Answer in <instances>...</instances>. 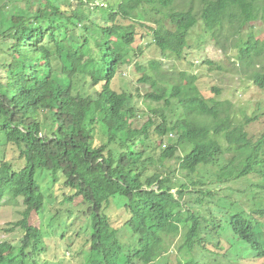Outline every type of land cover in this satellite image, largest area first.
Returning <instances> with one entry per match:
<instances>
[{"label": "trees", "instance_id": "1", "mask_svg": "<svg viewBox=\"0 0 264 264\" xmlns=\"http://www.w3.org/2000/svg\"><path fill=\"white\" fill-rule=\"evenodd\" d=\"M13 1L21 0L0 4V147L3 157L13 146L23 164L0 160V198L6 191L7 201L21 200L22 218L9 231L24 234L20 246L0 242V264H38L33 258L61 224L62 239L73 244L62 215L73 212L48 208L55 193L61 206L80 199L74 217L90 228L82 264H153L178 236L171 264H214L200 256L218 255L208 248L213 233L216 249L224 250L227 233L228 247L248 249L237 258L264 261V203H257L264 198V132L248 131L263 112H232L215 98L219 89L142 59L139 46L142 40L165 59H181L201 24L221 50L237 51L239 69L250 70L242 78L264 90V36L244 34L264 23V0H120L100 7L96 19L95 0H25L26 9L11 11ZM132 66L135 84L148 86L142 95L122 83L114 88ZM136 99L149 103L142 125ZM174 159L178 167L169 164ZM240 181L246 186L236 191L248 208L222 190ZM112 204L125 215L119 221L105 212ZM33 213L38 227L28 223ZM121 231L130 236L126 244Z\"/></svg>", "mask_w": 264, "mask_h": 264}, {"label": "rangeland", "instance_id": "2", "mask_svg": "<svg viewBox=\"0 0 264 264\" xmlns=\"http://www.w3.org/2000/svg\"><path fill=\"white\" fill-rule=\"evenodd\" d=\"M3 1L4 0H0V4ZM116 1L119 2L120 0H95L94 4H89L91 6L90 9L93 8V5L98 6V9L95 12L93 11L94 13L90 15V19H96L99 17L98 15L101 13L99 11L100 7L105 8L108 3L113 4ZM64 2L73 3L75 0H63V2L60 3H63L64 5ZM8 7L11 9V11L19 8H27L25 0L13 1V3H10ZM251 25L253 26L252 30H247L244 32V34L247 33L245 38L250 35V33L255 34L256 39L262 38V36H264V23L257 21L255 23L249 24V26ZM145 43V41H139L142 59H159L165 64L164 66L166 67L173 66L176 70H186L187 72L196 75L199 79V82H202L205 90L208 91L210 87L220 90V93L217 96H212H215L219 102H229L231 104L232 112L241 111L244 113V115L249 117L263 112V116L258 118V120L261 122L256 125H250L248 131L251 130L252 133L264 132V90L251 85L247 78H242V76H248L250 70L248 68H244L243 71L239 69L237 61L235 60L237 55L236 50L228 47H226L225 50H221L220 46L216 44L210 33L207 32L201 24L193 29L188 41L189 48L186 50L181 59H165L160 56L152 44L145 45ZM258 66L259 65H256L254 69L258 68ZM118 76H121L122 81ZM118 76H116L114 81V88L116 89L120 90V83H122L124 87L128 85L129 91L132 94L136 93L135 88L139 89L141 95L144 94L146 90H148V86H137L135 84L139 74H135V69L133 66L129 67V70H127L125 73H119ZM136 104L137 108L145 113L137 120V124L142 125L148 118L146 108L148 107L149 103L144 102L142 99H136ZM260 107L263 109H260ZM218 140L222 146H225L223 136H220ZM4 152L5 154L2 157L1 155H3V147H0V160L10 162L15 168L22 166L23 162L18 159V152L13 146L9 145L5 147ZM177 156L182 157L183 154L178 151ZM229 158L230 154L226 153L222 160L225 161V159ZM169 164L173 167H178L177 161L175 159L170 160ZM227 185L233 189L228 191L226 189ZM245 186V181H240L237 184L228 183L223 187L224 189L222 190L224 194H229L228 198L231 201H240L245 207L248 208L251 204L247 201L245 196L238 194L236 191L243 190ZM55 195L57 196V202L54 201L48 206V208L51 209L52 212H54V207L55 209L62 208V210L68 209L73 212V217H66V212L62 213V215L65 216L64 218L67 224L71 225L69 227H72L66 232V235H69L71 240L73 239V244L68 246L71 244V242H68L67 239H62L63 234L61 230L66 229L67 226L66 224L63 226L61 224L58 228H54L56 235L50 239L46 238V240L43 241L46 248L36 255L33 260L38 264H82L84 263V254L80 252V248L82 247V244H84V241L89 238L90 228L88 225L87 229L80 226L83 218H78L79 220H76L74 217L76 215L79 217L83 208L78 204L80 199H74L75 201L72 202L71 205L65 204L61 206L59 205V202L61 201L60 195L56 193ZM8 199H10L9 193L6 191L3 192V195L0 198V242L6 241L14 245L19 244L18 246H20V240L23 237L24 232L20 229H13V231L9 230L13 227L12 224L14 222H17L22 218V202L21 200H17L16 202L12 203L7 201ZM258 202L263 204L264 198L258 200L257 203ZM252 203L254 204L253 200ZM105 212L116 219H118L117 217L123 218L125 216L124 213L122 214L119 208H116L114 204H112L110 209L107 208ZM48 215L49 214L46 216ZM217 217H221V213ZM117 221H119V219ZM28 223L38 227L40 224V219L36 214L33 213L30 216ZM78 228L79 230L77 232ZM81 230L84 232L81 233ZM75 233L78 234L76 238ZM213 234L214 236L208 239V242H210L208 243V248L212 250L211 252L217 253L218 255L211 257L207 252L203 251L200 254L203 261L212 259L214 264H264V261L253 260L250 257L237 258L238 256L247 255L248 249L243 245L238 244L232 245L233 247H228L225 242L226 239H224L230 236V234L227 233H223V237H221L223 240L221 242V246L224 247V250L223 248L216 249L213 245L218 242V234ZM119 236L124 244L128 243L130 236L127 231H121ZM182 241L183 239L181 236L176 237L173 243L168 246L169 252L161 255V257L158 258L153 264H171L173 261V254H176V250ZM226 251L229 252L225 253ZM168 256H170L169 261H167ZM25 264L33 263L25 262Z\"/></svg>", "mask_w": 264, "mask_h": 264}]
</instances>
